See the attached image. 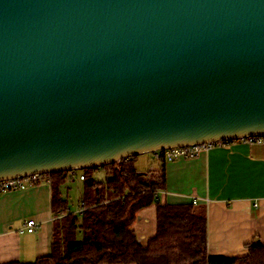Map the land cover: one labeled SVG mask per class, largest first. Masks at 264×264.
<instances>
[{"label":"water","instance_id":"1","mask_svg":"<svg viewBox=\"0 0 264 264\" xmlns=\"http://www.w3.org/2000/svg\"><path fill=\"white\" fill-rule=\"evenodd\" d=\"M251 137L264 0H0V182Z\"/></svg>","mask_w":264,"mask_h":264},{"label":"trees","instance_id":"2","mask_svg":"<svg viewBox=\"0 0 264 264\" xmlns=\"http://www.w3.org/2000/svg\"><path fill=\"white\" fill-rule=\"evenodd\" d=\"M136 159L75 172L80 184L75 211L62 193L74 181L72 172L47 175L54 216L51 253L8 264H264L260 243L247 245L242 257H210L204 216L192 203L162 202V181L139 171ZM97 171L102 178L94 176ZM149 207L155 208V232L142 243L133 225L138 212Z\"/></svg>","mask_w":264,"mask_h":264},{"label":"crops","instance_id":"3","mask_svg":"<svg viewBox=\"0 0 264 264\" xmlns=\"http://www.w3.org/2000/svg\"><path fill=\"white\" fill-rule=\"evenodd\" d=\"M153 159L155 167L144 171L162 181L159 194L164 202L196 201L194 210L206 221L210 257L245 256L246 246L255 239L264 246L263 144L243 139L221 142L190 160L163 163ZM96 173L103 175L102 171ZM74 182L79 183L77 174ZM66 188L67 185L62 188L63 197ZM30 219L38 223L36 232L20 233L24 222ZM53 221L51 188L47 183L1 193L0 264L28 263L50 255ZM141 224L137 236L140 242H146L154 233L145 235L151 230L150 216H143Z\"/></svg>","mask_w":264,"mask_h":264},{"label":"built area","instance_id":"4","mask_svg":"<svg viewBox=\"0 0 264 264\" xmlns=\"http://www.w3.org/2000/svg\"><path fill=\"white\" fill-rule=\"evenodd\" d=\"M250 143H259L264 145V137H251L246 139ZM221 142L215 143H203L197 145H189L184 147L170 148L166 150H159L152 153L156 160L163 162H174L178 160H190L196 158L200 153L207 152L211 147L220 144ZM76 172V171H75ZM72 172L73 178L76 177V173ZM49 174H36L32 176H26L21 178L8 179L0 182V194L15 191V190H25L30 186H34L40 183H47L49 185L50 178L47 176ZM79 179H83L79 176ZM192 204L195 205L196 201L193 200ZM38 228V223L34 220H27L24 222L19 232L23 233H34Z\"/></svg>","mask_w":264,"mask_h":264},{"label":"rangeland","instance_id":"5","mask_svg":"<svg viewBox=\"0 0 264 264\" xmlns=\"http://www.w3.org/2000/svg\"><path fill=\"white\" fill-rule=\"evenodd\" d=\"M155 160L153 159L152 153L150 154H143L137 156L135 166L137 169L144 171V170H150L151 168L155 167ZM77 174L80 173V171H76ZM96 178H102V176L98 173L94 175ZM80 184L74 181L68 182L67 183V188L65 189L64 193V198L67 199L68 206L72 211H75L77 209V201H78V195H79V188ZM159 198L162 202H164V197L159 194ZM154 207H151L149 209H146L144 213L138 215L135 224L133 225L134 232L136 235L140 234V225L142 222L143 216H150L151 218V230H149L145 235H151V233L155 232V212H154ZM142 227V226H141ZM154 235V233H153ZM142 243H145L141 241Z\"/></svg>","mask_w":264,"mask_h":264}]
</instances>
